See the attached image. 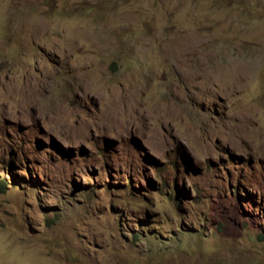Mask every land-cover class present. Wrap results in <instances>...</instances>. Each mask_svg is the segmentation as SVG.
<instances>
[{"label":"rangeland","instance_id":"rangeland-1","mask_svg":"<svg viewBox=\"0 0 264 264\" xmlns=\"http://www.w3.org/2000/svg\"><path fill=\"white\" fill-rule=\"evenodd\" d=\"M0 183V264H264V0H0Z\"/></svg>","mask_w":264,"mask_h":264},{"label":"trees","instance_id":"trees-1","mask_svg":"<svg viewBox=\"0 0 264 264\" xmlns=\"http://www.w3.org/2000/svg\"><path fill=\"white\" fill-rule=\"evenodd\" d=\"M238 183H239V182H238ZM3 187H6L5 184L0 183V189L3 188Z\"/></svg>","mask_w":264,"mask_h":264}]
</instances>
